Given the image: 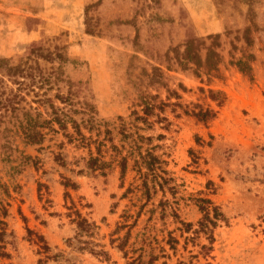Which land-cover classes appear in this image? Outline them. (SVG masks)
<instances>
[{"label":"rangeland","instance_id":"obj_1","mask_svg":"<svg viewBox=\"0 0 264 264\" xmlns=\"http://www.w3.org/2000/svg\"><path fill=\"white\" fill-rule=\"evenodd\" d=\"M191 40L216 72L181 68ZM29 55L33 92L0 109V264H264V0H0V59Z\"/></svg>","mask_w":264,"mask_h":264},{"label":"trees","instance_id":"obj_2","mask_svg":"<svg viewBox=\"0 0 264 264\" xmlns=\"http://www.w3.org/2000/svg\"><path fill=\"white\" fill-rule=\"evenodd\" d=\"M250 28L245 29V33L249 32ZM212 39V38H209ZM200 46L202 49H200ZM201 50V51H199ZM204 51V56H200V52ZM36 57L43 58L44 55L40 49L36 50L35 53ZM57 58L62 60V55L57 54ZM44 59V58H43ZM34 57H31L30 55L26 57L24 60H20L17 64H13L9 59H0V109L3 111H16L17 108L15 107L16 103L15 101H21L22 97L19 96V94L22 92V90L31 91L33 90L29 89V84L33 83L35 80V75L33 72V65ZM222 62V58L218 52H216L212 45L208 48H205L204 43H200L194 40L189 41L185 47L184 52L180 60V66L183 69H187L188 66H193L195 68V71L202 70L206 74L214 73L218 70L219 65ZM238 68V71L243 74H245V70L243 69V64L239 62L235 65ZM4 82H8L16 86V90H10L9 94H6L5 88H4ZM29 82V83H28ZM6 96V97H4ZM143 110V117L138 118L142 123H147V119L151 115L152 106L149 104H145ZM210 114V112L201 113L200 117L201 121L205 122L208 118L207 116L213 117V115ZM58 121V124L60 127H66L68 124H71L72 129L75 131L76 135L79 137V141L82 145H87L86 142H89L88 139H86L82 133L80 132L79 125L75 123L71 118H69L67 115H65V120H63L62 124L59 119H55ZM88 129V128H87ZM25 132L26 139L29 141V143H38V141L42 138V135L40 133L33 131L32 128H29L27 130H23ZM109 132H107L108 134ZM125 137V136H124ZM138 139L140 141H147L149 139L143 138L142 136H139ZM37 140V142H35ZM79 142V143H80ZM91 144V142H89ZM100 144V143H98ZM134 147L137 148V159L134 161V164L138 168H145L148 172L155 171L154 168L157 166V164L160 163L159 159L154 156L151 152V150L145 151V154L141 152V149L139 147V142L137 140H134L133 142ZM114 149H116L114 147ZM99 151V150H97ZM130 155H134L132 153V149L130 150ZM127 164V158H122L119 162V167L121 170V173H123L126 169ZM104 164L99 161L97 158H93L90 156L89 161L87 163V168H89L91 171H101ZM65 187H67L65 185ZM69 187H73L69 184ZM199 201V209L203 211L208 217V208L206 205L211 204L209 200L200 199ZM75 219H73V223L76 226V229L78 231V235L80 236L84 231L89 232L90 228L93 224H90L85 218H82L79 213H75ZM217 217V215L215 214ZM216 219V218H215ZM212 226L215 225V222H211ZM204 224H202L203 226ZM29 232V230H28ZM30 233V232H29ZM39 238V243L41 244L39 247V250L43 254H47L49 252V248L43 238ZM122 245L119 247L121 249ZM143 255H139L137 258H134L130 264H144L142 263ZM149 264V263H148ZM151 264V263H150Z\"/></svg>","mask_w":264,"mask_h":264}]
</instances>
